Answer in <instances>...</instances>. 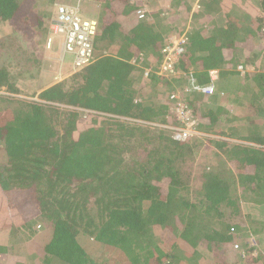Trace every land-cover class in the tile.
<instances>
[{
  "label": "trees",
  "instance_id": "obj_1",
  "mask_svg": "<svg viewBox=\"0 0 264 264\" xmlns=\"http://www.w3.org/2000/svg\"><path fill=\"white\" fill-rule=\"evenodd\" d=\"M87 1L101 7L95 41L101 58L46 90L42 97L48 101L16 102L9 97L22 98L6 94L13 104L0 110V221L15 230L39 217L50 223L42 264H209L201 247L219 264L234 240L231 230L239 227L238 188L254 195L264 182V73L237 87H247L249 111L242 104L241 111L221 105L204 106L201 113L198 100L211 96L191 84L193 79L210 84L212 69L224 78L231 56L247 44L259 40L264 47V0H200L198 11L190 0H172L161 12L153 0ZM55 2L0 0V22L24 36L45 37ZM188 16H204L211 35L200 30L192 35L182 23ZM185 32L189 44L177 73L152 74L148 90H135L136 68L117 56L126 58L130 48L156 54L167 35ZM255 54L242 63L257 62ZM193 67L206 71L198 75L202 84ZM13 80L0 68V89L18 91ZM186 88L190 91L181 99L194 115L212 118L211 124L202 120L201 128L221 129L218 134L262 148L213 139L207 150L217 159L205 160L195 142L176 141L170 127L180 122L172 95ZM236 94H229L231 105L239 103ZM210 100L217 104L219 93ZM243 112L252 114L248 121Z\"/></svg>",
  "mask_w": 264,
  "mask_h": 264
},
{
  "label": "crops",
  "instance_id": "obj_2",
  "mask_svg": "<svg viewBox=\"0 0 264 264\" xmlns=\"http://www.w3.org/2000/svg\"><path fill=\"white\" fill-rule=\"evenodd\" d=\"M171 1L172 0H153L152 2L156 3L155 4L156 8L155 7L154 8L157 9V11L161 12V11L169 9V7L171 5L170 4ZM198 1H200V0H192V1L190 0L189 1L191 4V7L193 8L194 11L200 10V8H198V5L196 3ZM208 1H210V3H211L213 0L212 1L208 0ZM90 3H94V2H90ZM59 5L56 2L53 6L54 17L56 15L57 7ZM97 5L100 7L99 4H97ZM100 11H101V7H100ZM99 14H100V12H99ZM53 19L54 18L52 17V20ZM51 23H52V21H51ZM182 23L185 24L189 30H191V31L193 30L192 35L195 32H197L198 30L206 31V33H207L208 31H210V26H211V24H209V25L207 24L204 16H202L200 19H193L191 16H188L187 18L183 19ZM126 30H128V28ZM18 33H20V32H18ZM48 33H49V35L47 34L45 36V40H46L45 45H44L45 48H46L48 37L52 34L51 30ZM20 34H22V33H20ZM207 35L210 36L211 34L208 32ZM167 36L163 39L161 46L157 48L158 51L156 52V54L148 52V53H144V54L141 53L142 55H140V52H136V51H134V49L130 48L129 52L132 54H129V52H127L128 55H125L126 58L125 57L121 58L118 55L119 53L115 52L116 56L118 55L117 56L118 59L123 60V61L127 62L129 65L136 68V71L134 72V74L132 76V78H134V81H135L134 85H133L135 90H139L141 88H143L144 90H148V85L152 82V80L150 81V78H153V75L147 79L145 77V71L150 69V68H152L154 71H156L158 69V67L161 63V60H162V49L167 43ZM258 41L259 40H255V42L252 43L251 48H250V44H247L246 49H244V51L241 54L235 53V55L231 56V58L233 59L232 66L223 68V71L226 72V75L224 76V78H219V82L217 83V93H219L220 100L218 101L217 104H212V102L210 100L212 98V96L210 98H204L203 101L198 100V102L203 103L201 110H200L201 113L204 112V110L202 109L204 106H207L208 108L210 106L209 109H214L217 106L221 107V105L224 106L225 108L231 107V110H233V111H235L237 109L241 111V105H242L241 100H243L244 104L247 105L246 109L249 111V104H248L247 100L244 99L243 95L246 96L247 98H248V96L250 97L251 95L248 94L247 87H246V89H243L242 91L238 90L237 87L239 88L241 86L239 83H245V79L247 77H251V76H255V75L260 74V73H264V63L262 62L264 60L263 59L264 58L263 57L264 49H262V48H264V47L262 45L260 46L259 44L257 45ZM56 44L57 43H55V45H54V43H53V46L51 48L52 49L51 53H48V51H46L44 48H42V50L44 51V54H46V56L48 58L53 60V62L51 61L50 63L56 65L57 68H58V63H56L54 61L59 58V62H60L59 69H60V71L58 73H52L53 75L52 74L47 75L48 79L50 77V80H49L50 83H52L53 78H54V80H57V81H53V83L50 86H48L47 88H44V89L42 88L41 90H39V88L36 87L35 90L31 91L32 93H29L30 92L29 90L27 92H26V90H24L25 93L31 94L34 97L43 98L42 94L46 90H48L54 86H57L59 84L65 83L67 81V79L73 78L75 76V74L78 73V72L77 73L74 72V57L72 55H67V54L62 56V40H61V43H58L57 45ZM248 48H250V49H248ZM113 51H114V48H112V50H110L106 53L109 54V52H113ZM256 52L258 53V55ZM232 54H234V53L232 52ZM254 54L256 56H259V60H257V62L253 61L250 64L242 63L244 58H249V57L253 58ZM101 56H102V53L98 52L97 58L98 57L101 58ZM238 57L243 58V59L238 60ZM180 66H181V64L179 63V67ZM240 67H243V69H240ZM212 70H214V69H212ZM215 70H218V69H215ZM192 71L194 73L195 78L197 77L196 80L198 79L197 81L202 84V82L198 78V75H200L201 73H206V71H203L201 69V67H198V68L193 67ZM207 73H208V71H207ZM39 78H41V77H38V79ZM225 81H226V86H223L222 83L225 84L224 83ZM218 84H219V86H218ZM4 88H6V87H4ZM4 88L0 89V91H4L5 90ZM17 90L18 91H10V90L6 91L5 90L2 93L3 95H0V96L5 97V99H4L5 102H8L9 98L16 100V102H17V100L26 102L27 100H24V97H22V99L15 98V97H9L10 94L18 95L19 92L22 91V89H20L21 91H19V89H17ZM233 92L238 93L236 95L241 97V98L237 99V100H239V103H238V101H234V103H232V105H231L232 98H230L229 94L233 93ZM25 93L22 92L20 94H25ZM6 94H8L9 98L6 96ZM24 96H26V95H24ZM44 100L48 101L46 99H44ZM223 101L226 103L228 102V103L223 104ZM251 101L252 100L249 99L250 103H251ZM219 102H220V104H219ZM9 104L10 105L13 104V101L10 102ZM74 108L87 110L86 108L78 107V106H75ZM251 115L252 114L250 112L247 113V115H246L247 117L245 118V120L248 121V117H250ZM198 117L200 118V121H201L200 124L202 125V127H203V123H202L203 121L206 124L212 123V118L210 116H206L204 118H201L202 116H198ZM257 120H258V118H256V117L252 118L251 123L256 125ZM261 126H264V122H263V124H261ZM208 131L217 132V129L216 128H210V129H208ZM217 137H219V136L217 135V136H214L212 138L210 135H208V136H203V137H199V138H207V139H209V141H211L213 139H221L220 137L219 138H217ZM222 139L227 140V141L232 140L233 143L237 142L238 144H241V145L247 144V145H253L256 147H260V145L257 143L248 142L247 140L240 139L239 137L234 138L236 140V142L234 139L228 138V137H226V138L222 137ZM239 189H241V188H238V190ZM263 197H264V195H263ZM262 199H264V198H262ZM254 200L259 202V203L264 202V200L259 201V200H256L255 198H254ZM1 202L2 201H0V203ZM241 203H242V199H240V215L238 216L239 227L237 228V230H240V231L243 230L244 231L246 228L249 227L252 229V232L254 234H257L258 231L263 232L264 231V219L258 218V217L253 216V215H249V216L245 215L243 217L242 216ZM260 209L263 210L264 205H263V207H260ZM249 228H248V230H249ZM52 229L53 228L51 227L50 223L47 222L42 217L34 219L32 224H30L28 227H25V228L21 227V228H18L17 230L13 229L12 226H10L8 223H4V222L0 221V264H42V259L45 256L44 246L49 241V239L51 238V234L53 231ZM19 230H21L23 233L19 232ZM257 235H260V233H258ZM213 256H214V254H213ZM249 262H251V261H249ZM200 264H202V262H200ZM212 264H215V260ZM219 264H227V263H225L224 260H222V262L220 261Z\"/></svg>",
  "mask_w": 264,
  "mask_h": 264
},
{
  "label": "rangeland",
  "instance_id": "obj_3",
  "mask_svg": "<svg viewBox=\"0 0 264 264\" xmlns=\"http://www.w3.org/2000/svg\"><path fill=\"white\" fill-rule=\"evenodd\" d=\"M57 4H66L70 6L78 5L80 7V13L81 16L86 20H96L99 19V12L100 7L95 3H90L89 1L85 0H56ZM55 2V3H56ZM38 3H42V0H38ZM88 3V4H87ZM57 6V5H56ZM55 14V13H54ZM53 15L50 19H47L45 22V28L48 26V32H50V26ZM13 26L7 22H0V68H7L11 75L13 76V83L15 84V87L19 89H22L21 92L17 95L18 97H24V98H33V99H39V97H34L31 94L25 93L29 90V93H32L31 91L35 90L36 87L41 90L42 88H47L50 86L54 80L52 79V83H50V77L47 78V75H51L52 73H58L60 71L59 69V58L56 59L54 62L58 63V68L56 65L50 63L53 62L52 59L48 58L46 54H44V51L42 48H44L48 53H51V48L48 47V40L45 48V37H37L36 36H24L23 34H20L15 31ZM38 33L37 31H34ZM49 35V33H48ZM48 37V36H47ZM57 39V40H56ZM6 41L7 47H4L2 43ZM55 43H61V39L59 37H55L54 39V45ZM56 44V45H57ZM53 46V45H52ZM252 46V43L250 44V48ZM49 49V50H48ZM98 52H96L97 54ZM63 56V55H62ZM97 58V56H96ZM53 75V74H52ZM56 75V74H55ZM38 77H41L38 79ZM219 82V81H218ZM223 86H226V83L223 84ZM219 86V84H218ZM6 91H8V88H4ZM4 90V91H5ZM4 91H0V95H3L2 93ZM25 94H20V93ZM26 95V96H24ZM33 96V97H32ZM244 99L247 100L249 107L250 102L249 99L252 100L251 97L244 96ZM227 99V98H226ZM12 102V101H10ZM10 102H5L4 100H0V110L3 108L8 107ZM228 103V102H227ZM223 101V104H227ZM244 107L245 104L242 103ZM226 106V105H225ZM245 108V107H244ZM246 109V108H245ZM244 116V112L242 113ZM246 117V116H244ZM202 133L204 136L210 135L212 138L214 136H219L221 139L223 136L221 134H218V132H211L208 133L206 129L201 128ZM217 131H221V129H217ZM228 133V132H227ZM245 132H241L240 135H246ZM203 137V136H200ZM217 137V138H219ZM197 144V149H199L198 157H205V160L208 158H215V151H209L207 150V147H210L209 139L207 138H198L197 140L193 139L191 140ZM232 142V140L228 141ZM262 148V145L260 147ZM217 159V157L215 158ZM264 183V182H263ZM262 181L259 182L255 189V194L252 195L251 192H249L247 189H239L238 195L240 196V199H242L241 207H242V216L245 215H253L258 218L264 219V209H260V207H263V203H259L254 200H264L262 198L264 195V186ZM252 195V196H251ZM256 195V196H255ZM249 228V227H248ZM246 228L244 231L240 230H231V234L234 238L233 242L230 243L227 252L220 254V261L224 260L227 264H264V231L260 233V235L254 234L252 232V229ZM15 232V231H14ZM19 232L23 233L21 230ZM202 253L204 255V260L208 261L209 264H212L215 260V256H213V253L211 251L205 250L203 247H201ZM248 256H252V258L258 259L257 263L249 262ZM197 262V261H196ZM183 264H186V262H182ZM200 264V263H196ZM203 264V263H202Z\"/></svg>",
  "mask_w": 264,
  "mask_h": 264
},
{
  "label": "built area",
  "instance_id": "obj_4",
  "mask_svg": "<svg viewBox=\"0 0 264 264\" xmlns=\"http://www.w3.org/2000/svg\"><path fill=\"white\" fill-rule=\"evenodd\" d=\"M139 17H144V11H139ZM50 30L52 34L48 37V47L51 48L54 38L62 40V55H72L74 57V72H80L96 61L95 41L99 33V24L96 20H85L80 11L70 5L60 4L57 7L56 15L52 20ZM189 44L187 33L172 35L167 39L166 45L162 49L163 59L156 71L152 68L145 71L148 79L152 74L168 77L177 73L176 66L186 53ZM242 69V67H240ZM211 82L208 85L196 84L192 81V89L206 97L213 96L217 92V82L219 79L218 71H210ZM190 78H193L190 75ZM190 88L184 92L178 91L172 95L176 102L175 112L179 124L171 126L172 137L179 142H189L197 135L196 129L201 121L194 115V111L189 108L187 103L181 99Z\"/></svg>",
  "mask_w": 264,
  "mask_h": 264
},
{
  "label": "bare ground",
  "instance_id": "obj_5",
  "mask_svg": "<svg viewBox=\"0 0 264 264\" xmlns=\"http://www.w3.org/2000/svg\"><path fill=\"white\" fill-rule=\"evenodd\" d=\"M196 130H197L196 132L199 134L196 137L204 136V134L202 133L200 125H199V127Z\"/></svg>",
  "mask_w": 264,
  "mask_h": 264
},
{
  "label": "clouds",
  "instance_id": "obj_6",
  "mask_svg": "<svg viewBox=\"0 0 264 264\" xmlns=\"http://www.w3.org/2000/svg\"><path fill=\"white\" fill-rule=\"evenodd\" d=\"M240 69H241V68H240ZM242 69H243V67H242ZM218 81H219V79H218ZM196 117H197V116H196ZM197 118H198V117H197ZM198 119H199V118H198ZM199 120H200V119H199ZM198 138H199V137H195V138H193V139H198ZM193 139H192V140H193Z\"/></svg>",
  "mask_w": 264,
  "mask_h": 264
}]
</instances>
